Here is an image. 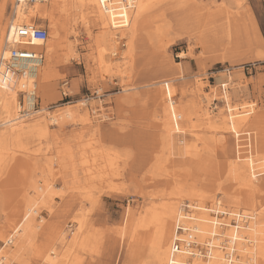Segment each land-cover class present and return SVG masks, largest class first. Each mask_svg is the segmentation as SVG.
<instances>
[{
    "label": "rangeland",
    "instance_id": "rangeland-1",
    "mask_svg": "<svg viewBox=\"0 0 264 264\" xmlns=\"http://www.w3.org/2000/svg\"><path fill=\"white\" fill-rule=\"evenodd\" d=\"M13 17L12 0H0V34ZM30 24L48 30L55 64L48 84L37 83L39 115L0 128V234L27 200L41 226L13 264H38L48 252L56 264H157L155 220L177 194L195 205L183 196L193 186L260 220L256 264H264V75L251 68L264 63V47L247 0H150L129 25L99 20L86 0H49ZM222 75L229 85H216ZM163 84L175 91L177 131L167 126ZM224 92L231 111L249 119L239 142ZM44 101L49 112L67 104L73 118L54 125ZM249 147L258 175L239 188L234 169Z\"/></svg>",
    "mask_w": 264,
    "mask_h": 264
},
{
    "label": "bare ground",
    "instance_id": "bare-ground-1",
    "mask_svg": "<svg viewBox=\"0 0 264 264\" xmlns=\"http://www.w3.org/2000/svg\"><path fill=\"white\" fill-rule=\"evenodd\" d=\"M149 1L150 0H86V6L97 13L99 20L129 25L136 23L138 18L146 11ZM12 2L14 17L9 21L5 30L0 34V57H5L8 48L16 46L17 41H20V39L16 37L18 28L21 26H29L31 19L40 15L42 6L48 3L49 0H38L32 4L26 3V0H12ZM28 5L31 7H28ZM29 48L36 51H44V60L35 77L31 78L33 81L29 80L27 82L28 85H22H24L23 87L25 89H27L28 86H32L34 82L36 87L37 83L46 86L50 81L51 72L55 64V50L48 45L47 41H33L30 43ZM13 80L14 79L9 76L6 69L0 67V128L5 127L6 131L12 129L20 120L17 113L18 105L16 103L20 87H17L16 82ZM229 83H231L230 75H222L216 78V85L218 86H226L229 85ZM22 85L20 86L22 87ZM163 85L164 90L159 92V98L161 99L164 110L167 113V126L170 127L171 131H177L179 129L176 115L177 109L173 102L174 100L172 101L175 91H172L168 84ZM46 95L47 94L45 93L44 100H47ZM223 95L224 96H222L221 99L227 111L226 124L228 125L231 134H233L237 139V142H239L240 137L243 134L250 135L249 132H243V128L247 124L246 120L249 119L234 114L231 111V105H229L230 102H232L231 98L226 92H224ZM41 107L49 121L54 125L73 118V112L67 104L53 112L47 111L46 101L43 102ZM39 113L38 110L36 115H39ZM209 113L211 112L205 111L204 115L209 116ZM249 149L247 157H244L242 160L241 156L240 158L239 156L237 157V161L240 162L241 165L234 169L236 178L232 176L235 178L237 186H239L241 182L239 188L244 187L245 189H248L253 187L258 175V171L254 166V152L251 151V147H249ZM203 191L200 187L193 186L183 192V196L195 204L191 206H184L182 200L176 199L181 197V194L175 195L174 198H172L171 203L160 215L159 219L155 220V222L158 221V234L155 242L157 249L155 258L157 264H256L259 253L256 250L255 235L256 226L260 223V220L257 218V223L252 224L247 220L256 217L253 213L240 214L238 212L224 210L218 198L215 199V196H207L204 193L205 191ZM204 203H210L211 206L209 208L203 207ZM232 204L236 203L232 202ZM33 205L34 204L31 203L30 200H27L25 202V207L23 208V205L22 208H18L16 213L9 218V231L0 234V242L4 243V245L0 246V264H13L14 262H18L22 253L28 249L30 241L36 233L35 231L38 229L40 230L41 226L34 223L35 215L32 216L34 213L32 212V215L30 213ZM184 208H190L195 210V212L198 211V215L196 217L191 215L187 216L183 213L185 212ZM20 209L22 210V213L23 209L25 210L23 214ZM211 213L220 214L225 217H235L238 226L232 227L228 222L226 223L217 218H212L210 217ZM241 218H243V220H240ZM174 222L185 225L190 232L186 233L184 236L191 238L196 245L205 247V253L202 252V254L201 252H197L196 257L191 259V261H187L189 258L186 254L181 255L182 253L176 255L174 258H170L172 249L171 245L173 237H175V227L173 228ZM223 228H227L228 233L222 231ZM77 231L78 233L74 235L70 241L71 248H69V250L78 247V240L80 235H82L80 232V226L77 228ZM5 237L6 239H4ZM235 251H238L237 256L236 258H233L232 253ZM48 253V257L44 256L37 258L38 264L57 263V256L53 255L49 257Z\"/></svg>",
    "mask_w": 264,
    "mask_h": 264
},
{
    "label": "built area",
    "instance_id": "built-area-1",
    "mask_svg": "<svg viewBox=\"0 0 264 264\" xmlns=\"http://www.w3.org/2000/svg\"><path fill=\"white\" fill-rule=\"evenodd\" d=\"M38 0H26V3L32 4ZM16 37L20 39L17 41L16 46L8 48L5 57H0V67H4L9 73V76L13 78L19 88L18 98V116L20 118H30L37 113L39 109L37 87L34 84L28 86L25 89L22 84H27L31 78L35 77L38 69L44 60V52L36 51L29 48L30 43L45 42L48 39V32L45 28H38L36 26H21L16 32ZM33 81V80H32ZM31 84V83H30ZM22 85V87L20 86ZM189 213H187V216ZM190 230L181 223H176L175 237L172 241V249L170 258H174L176 255L186 254L189 261L196 257L197 252L205 253L206 248L200 245H196L191 238H187L184 235L189 233ZM182 237V238H181ZM202 253V254H203Z\"/></svg>",
    "mask_w": 264,
    "mask_h": 264
},
{
    "label": "crops",
    "instance_id": "crops-1",
    "mask_svg": "<svg viewBox=\"0 0 264 264\" xmlns=\"http://www.w3.org/2000/svg\"><path fill=\"white\" fill-rule=\"evenodd\" d=\"M247 6H248V8L252 14L253 20L256 23V26H255L256 28H254V33L257 36L258 46H260V48L262 46L264 47V0H247ZM224 14L227 15L226 12H224ZM224 20L226 21V16L224 17ZM30 25H32V24H30ZM252 66L253 67H251V68H253V69H255V71H257L256 75H262V76L264 75V63H263V61H257L255 63H253ZM238 69H239V66L234 67V70H238ZM246 90L248 91V93H250L249 87Z\"/></svg>",
    "mask_w": 264,
    "mask_h": 264
}]
</instances>
